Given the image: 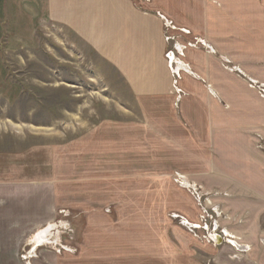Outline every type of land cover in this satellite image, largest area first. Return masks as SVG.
<instances>
[{"label": "rangeland", "instance_id": "1", "mask_svg": "<svg viewBox=\"0 0 264 264\" xmlns=\"http://www.w3.org/2000/svg\"><path fill=\"white\" fill-rule=\"evenodd\" d=\"M12 2L0 0V264H264V175L249 154L264 156L263 128L224 120L208 148L181 145L185 57L205 45L162 19L174 99L139 100L74 31L47 14L29 24ZM32 209L51 219L13 261L8 214L27 230Z\"/></svg>", "mask_w": 264, "mask_h": 264}, {"label": "crops", "instance_id": "2", "mask_svg": "<svg viewBox=\"0 0 264 264\" xmlns=\"http://www.w3.org/2000/svg\"><path fill=\"white\" fill-rule=\"evenodd\" d=\"M145 2L28 0V7L21 9L18 0H13L11 11L35 26L36 21L47 18L46 14L64 24L120 75L139 100L174 99L172 79L164 58L169 48L162 23V19L171 20L175 27L190 35L186 34L184 41L197 40L205 45L198 50H188L185 57L194 75L193 78L183 75L180 82L187 98L176 108L177 123L189 131V139L181 145L208 148L219 139L224 120H229L235 132L249 131L250 125L264 130V99L248 87L244 78L226 71L223 64L229 61L248 79L264 85V0ZM6 7L8 12V2ZM157 132L164 138L161 130ZM249 154L256 163L261 162L264 175V156L253 149ZM182 155L192 157L196 163H207L206 155H195L188 148L187 151L183 149ZM245 173L251 175L252 172ZM45 211L31 210L27 230L26 225L18 224L24 219L23 214L17 217L8 214L12 230L9 234L13 237L8 239L7 245L13 246V261L19 257V247L31 236L33 229H41L51 219ZM17 227L19 230L15 232Z\"/></svg>", "mask_w": 264, "mask_h": 264}]
</instances>
